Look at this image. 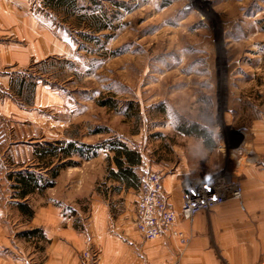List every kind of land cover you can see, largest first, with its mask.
Returning a JSON list of instances; mask_svg holds the SVG:
<instances>
[{
	"label": "rangeland",
	"instance_id": "obj_1",
	"mask_svg": "<svg viewBox=\"0 0 264 264\" xmlns=\"http://www.w3.org/2000/svg\"><path fill=\"white\" fill-rule=\"evenodd\" d=\"M73 3L52 8L47 0H28L35 29L27 30V43L41 50L39 37L54 36V50L28 62L26 42L0 32L3 54L17 58L0 57V264L51 259L46 219L33 220L17 206L15 175L22 173L54 182L23 202L33 216L51 203L65 206V221L85 235L84 249L77 251L81 264L100 263V251L86 239L95 202L112 221L125 218L137 232L131 219L135 189L111 177L118 171L116 142L140 155L137 187L142 162L162 173L163 184L165 173L203 179L222 197L194 220L217 215L233 221L229 225L263 228L264 0ZM92 16L105 29L98 31ZM59 143H74L79 153L63 161L43 158L41 148ZM235 187L241 196H228ZM180 220L166 235L183 247L189 238L175 230ZM33 230L40 233L25 235ZM259 251L256 264H264V248ZM219 259L230 264L228 255Z\"/></svg>",
	"mask_w": 264,
	"mask_h": 264
},
{
	"label": "crops",
	"instance_id": "obj_2",
	"mask_svg": "<svg viewBox=\"0 0 264 264\" xmlns=\"http://www.w3.org/2000/svg\"><path fill=\"white\" fill-rule=\"evenodd\" d=\"M29 14L28 0H0V32H2L1 30L12 31L26 42L27 49L23 48L22 51L27 53L24 63L28 62L32 55H38L41 51L47 53L54 50V36L48 33L39 37L45 41V47L41 50L36 45L31 48V45L27 43L26 36H28L31 26L32 30L35 29V25L31 24L33 20L30 19ZM26 21H29L30 24L27 25ZM31 49L32 51H30ZM0 51L2 52H0L1 58L7 57L11 62L14 61L13 59H17L10 56L11 51H5L7 55L3 54L1 46ZM182 171H184L183 168ZM185 174L190 173L188 171ZM184 182L178 172L165 173L164 175L166 192L178 213L182 209ZM126 188L128 190L135 189V200L131 205L134 209L138 200V187L136 185ZM63 206V204L51 203L47 207H41L37 210V216H33V220L34 217L35 220L40 217L46 219L48 231L44 232L45 237L48 235L47 237L53 244L51 259L47 264H81L77 251L84 249L85 239L83 240V238L85 235L82 237L81 233L72 227L67 217L65 221L64 218L68 215H65V206L64 208ZM253 206L255 207L256 204L254 203ZM260 208L263 209V214L260 215L263 216V219L264 202H261ZM134 211L131 217L133 225ZM78 212L81 214L79 209ZM215 216L199 215L192 224L180 220L175 230L189 238L188 244L182 247L170 235L144 242L139 233L131 230L125 218L112 221L106 207L103 208V204L95 202L93 213L89 216L91 218H89L91 235L89 237L88 234L86 239L92 241V244L100 251V263L98 264H220L219 256L221 254L229 256L230 264H256L257 255L261 252L259 248H264V226L258 230L255 227L252 231L253 226L250 225L252 222L245 227L241 223H237V226L235 223L229 225L233 221L227 222L224 221L226 219L224 216ZM236 217L241 219L243 216ZM61 221L65 222L63 226ZM218 223L221 227L217 226ZM35 227L41 228L42 226L36 222ZM217 228L225 229L217 230ZM60 239L63 245L58 244Z\"/></svg>",
	"mask_w": 264,
	"mask_h": 264
},
{
	"label": "built area",
	"instance_id": "obj_3",
	"mask_svg": "<svg viewBox=\"0 0 264 264\" xmlns=\"http://www.w3.org/2000/svg\"><path fill=\"white\" fill-rule=\"evenodd\" d=\"M138 182L134 226L145 241H153L171 234L179 218L191 222L198 213L220 203L222 197L216 188L207 184L209 181H206V185L203 184L205 182L203 179L185 181L182 209L178 213L165 190L162 173L154 171L148 162L140 164ZM230 191L227 193L228 196L233 198L241 196V191L237 187Z\"/></svg>",
	"mask_w": 264,
	"mask_h": 264
},
{
	"label": "trees",
	"instance_id": "obj_4",
	"mask_svg": "<svg viewBox=\"0 0 264 264\" xmlns=\"http://www.w3.org/2000/svg\"><path fill=\"white\" fill-rule=\"evenodd\" d=\"M48 5L52 8L58 7L60 5H65V3L71 2L73 5V0H47ZM54 6V7H53ZM87 20V17H84ZM92 20L96 21L95 26L97 27L98 31H102L105 29V25H102L101 19L97 16H92ZM99 21V22H98ZM103 106L108 105V102H102ZM194 127V126H193ZM191 129V128H190ZM191 131V130H189ZM115 146V149L112 148L114 152V162L117 165L118 171L117 172H111V177H113L116 181H118L120 184H124L126 187H134L137 184V176L133 172V168L140 163V155L138 152L134 150H130L127 146L121 145L118 142L113 143ZM41 155H45L43 158L47 156H54L58 155L60 156V161L67 160L75 153H79V150L77 146L74 143H59L58 146H50L46 148H41L39 150ZM70 161L67 162L70 164ZM59 171L56 170L54 172V177L58 176ZM16 182H17V194L15 198L21 200L22 202H18L17 206L19 210L28 217H33L34 211L32 208L25 202L26 198L38 191L39 193L44 192L46 189L54 187V182H42L41 179L36 176L35 174H19L15 175ZM39 230H33L30 232H27L25 235L28 237H33L36 234H39Z\"/></svg>",
	"mask_w": 264,
	"mask_h": 264
}]
</instances>
